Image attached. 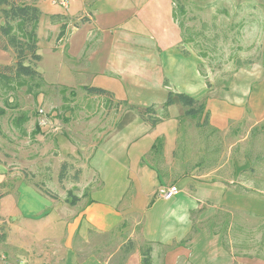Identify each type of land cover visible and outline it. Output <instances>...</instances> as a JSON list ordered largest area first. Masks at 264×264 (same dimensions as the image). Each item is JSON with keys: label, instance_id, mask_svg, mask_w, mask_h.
<instances>
[{"label": "crops", "instance_id": "0c3cea01", "mask_svg": "<svg viewBox=\"0 0 264 264\" xmlns=\"http://www.w3.org/2000/svg\"><path fill=\"white\" fill-rule=\"evenodd\" d=\"M57 1L35 2L47 13L38 34L44 18L51 20L46 26L52 37L64 31L58 43L75 63L68 67L76 74L71 75L78 86L74 91L103 89L115 102L139 94L144 99L139 106L155 107L159 118L169 92L204 102L206 110L185 131L181 126L189 118L187 109L175 110L177 100L156 127L128 109L115 123L107 120L83 172L85 192L74 206L59 204L57 197L18 179L2 191L8 182L4 170L0 218L12 223L13 248L29 253L37 248L38 237L50 235L59 241L58 251L36 249L50 264L59 256L64 264H143L147 248L151 264H256V257L244 259L237 253L241 225L234 219L262 217L256 202L264 200V193L246 182L252 165L239 167L233 152L237 144L226 158L219 136L228 133L231 123L264 122V54L254 67L263 72L241 79L252 81L251 86L230 102L210 93L203 61L183 37V1L73 0L82 10L66 9ZM244 1L251 8L249 35L263 39L264 53V0ZM171 187L177 188L176 197L159 198V189Z\"/></svg>", "mask_w": 264, "mask_h": 264}, {"label": "rangeland", "instance_id": "374dc122", "mask_svg": "<svg viewBox=\"0 0 264 264\" xmlns=\"http://www.w3.org/2000/svg\"><path fill=\"white\" fill-rule=\"evenodd\" d=\"M36 1L30 0L31 3ZM72 1H68L70 9L82 10L79 2ZM182 1L186 5V15L179 17L183 37L191 43L203 61L201 71L208 79L210 93L234 102L235 96L243 88L251 86L252 81L241 79L263 72L254 68L264 54L261 44L263 39L249 35V2L178 0V3L182 4ZM38 8L42 16L47 15L46 9ZM50 23L51 20L44 18L39 30L38 54L42 61L36 65L48 85L44 79L42 83L38 79H25L28 85L23 88H17L16 83L8 89L0 85V176L4 177L6 174H2L6 170L8 178L3 189L0 187V194L9 183H13L10 181L18 179L19 183L33 184L41 193L57 197L59 204L63 205L71 198L68 193L71 192L74 199L85 192L83 172L89 167L93 144L105 132L102 127H108L107 120L115 123L122 111L108 109L102 98H91L81 89L74 91L78 86H75L71 75L76 77V74L68 67L75 63L69 61L68 50L62 48L61 42L58 43L61 32L55 38L50 34L46 26ZM0 25H4L1 18ZM16 61L13 49L0 50V65L15 66ZM30 88L31 94L28 92ZM167 98L168 95L164 102ZM125 102L139 106L144 103V99L135 94L130 101ZM176 103L178 107L175 110L181 109L184 112L185 108L178 101ZM40 111L45 112L48 118V125L43 128L39 126ZM132 113L138 119L137 112ZM167 115L168 112L164 110L160 118L165 119ZM23 119L25 122L20 123ZM181 127L182 131L195 127V121L183 118ZM222 136H219V142L224 143L222 154L228 158L232 147L237 144L233 152L238 155L239 167L248 169L252 165V172L244 176L248 178L246 182L251 180L253 185L256 183L255 188L259 193H264V122L256 125L247 119L242 123H231L228 133ZM160 152L158 150V154ZM64 164V180H61ZM253 185L251 187L254 188ZM260 199L256 204L258 216L262 217L235 216L234 219L241 225L240 233L236 231L239 234V237L236 235L239 244L237 253L244 259L254 260L256 257V264H264V200ZM36 203L37 206L44 205L39 201ZM9 222L0 218V228L3 227L8 235L7 241L0 243V264H50L37 250L44 248L57 252V238L50 235L38 237L37 248L34 251L30 248L29 253H26V248H13L16 241L9 242L12 224ZM63 259L62 256L56 257L55 264H64Z\"/></svg>", "mask_w": 264, "mask_h": 264}, {"label": "trees", "instance_id": "16d2710c", "mask_svg": "<svg viewBox=\"0 0 264 264\" xmlns=\"http://www.w3.org/2000/svg\"><path fill=\"white\" fill-rule=\"evenodd\" d=\"M180 14H186L183 7ZM41 17L42 12L36 6L35 2L31 3L30 0H0V18L4 21V25H0V50L8 51L10 48L13 49L17 60L15 66L0 65V85H2L3 89L11 88L14 83L17 84V88L26 87L28 84L25 82V79L32 81L38 79L39 82H43L42 74L36 69V65L42 61V57L38 54V28ZM63 35L64 31L61 32L60 38ZM84 89L89 95L106 100L104 102L108 106V109L113 108L117 112H120L124 108V110L129 109L137 112L139 117L152 127H156L164 120L157 116V111L153 106L145 108L129 105L126 102H115L114 95L106 90L87 87ZM28 92L31 94L32 89L30 88ZM71 95H74V93H71ZM176 100L187 109V117L194 120H201L203 118L206 110L205 103L199 102L186 94L169 92L164 104V110L168 112V109L175 104ZM23 122H25V119L20 123ZM205 125H208V116L205 117ZM65 167L66 164L63 165V170L60 175L61 180H64ZM44 194L56 198L49 193ZM68 195L71 197L67 201L70 205L74 206L79 202L80 198L75 197L73 199L71 192ZM7 238V233L1 227L0 243H5ZM150 255V248L143 251V264H151Z\"/></svg>", "mask_w": 264, "mask_h": 264}, {"label": "built area", "instance_id": "2783aa9c", "mask_svg": "<svg viewBox=\"0 0 264 264\" xmlns=\"http://www.w3.org/2000/svg\"><path fill=\"white\" fill-rule=\"evenodd\" d=\"M56 4H59L60 6L68 9V0H59L56 2ZM47 125H48L47 115L45 112L40 111L39 112V126L43 128V127H46ZM157 194L159 198L166 200V201H170L174 197L177 196L178 190L176 187H171L168 189L161 188L158 190Z\"/></svg>", "mask_w": 264, "mask_h": 264}]
</instances>
